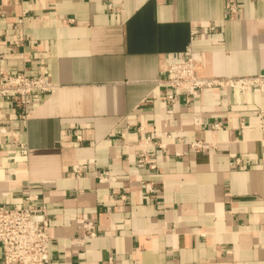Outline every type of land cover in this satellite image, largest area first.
Here are the masks:
<instances>
[{"label": "crops", "instance_id": "1", "mask_svg": "<svg viewBox=\"0 0 264 264\" xmlns=\"http://www.w3.org/2000/svg\"><path fill=\"white\" fill-rule=\"evenodd\" d=\"M112 2L0 3V76L56 86L26 119L0 98V207H47L51 264H264V82L190 104L157 84L192 30L202 75L264 77V0Z\"/></svg>", "mask_w": 264, "mask_h": 264}, {"label": "built area", "instance_id": "2", "mask_svg": "<svg viewBox=\"0 0 264 264\" xmlns=\"http://www.w3.org/2000/svg\"><path fill=\"white\" fill-rule=\"evenodd\" d=\"M11 0H0V3ZM113 5L109 0V7ZM234 13V4L229 6ZM22 22V18L17 20ZM214 30L213 26L209 27ZM196 30L190 33V42L179 60L167 65L166 75L158 80L157 84L169 89L166 102L175 104L176 94L183 95L184 102L190 104L201 90L237 88L241 92H252L264 82L263 76H205L202 75V57L191 46ZM56 86L47 78L31 77L25 73L1 74L0 98L10 97L20 110L23 119L28 118L31 112L32 96L34 94L51 93ZM264 128V123L261 125ZM218 129L219 123L211 125ZM148 142L151 140L147 138ZM181 141V140H179ZM166 156V144L161 141L153 143ZM190 148L200 149L201 141L189 143ZM137 163L154 169L156 165L150 160L145 148L137 158ZM237 163V160H235ZM148 192L153 189L145 186ZM26 206L0 207V264H51L50 245V214L47 207L35 201L31 196L26 197ZM97 229L93 220L86 218L82 222V240L91 241L97 237Z\"/></svg>", "mask_w": 264, "mask_h": 264}]
</instances>
